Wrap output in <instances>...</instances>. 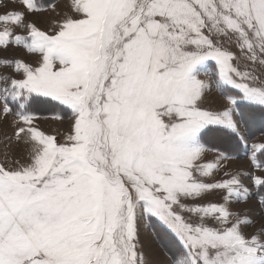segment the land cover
<instances>
[{"label":"snow or ice","instance_id":"snow-or-ice-1","mask_svg":"<svg viewBox=\"0 0 264 264\" xmlns=\"http://www.w3.org/2000/svg\"><path fill=\"white\" fill-rule=\"evenodd\" d=\"M18 3L0 14V51L25 53L0 60V115L25 157L0 164V264H152L149 227L172 264H264V0H70L47 29L28 17L55 5ZM213 86L235 90L222 108ZM41 107L70 113L62 141Z\"/></svg>","mask_w":264,"mask_h":264},{"label":"rangeland","instance_id":"rangeland-1","mask_svg":"<svg viewBox=\"0 0 264 264\" xmlns=\"http://www.w3.org/2000/svg\"><path fill=\"white\" fill-rule=\"evenodd\" d=\"M70 0H54L50 5H55V8L48 7L47 10L38 15L29 16L28 19L30 21H34L40 26L42 29H47L58 17L57 14H63L68 11V4ZM6 5V7H5ZM16 7V8H15ZM18 0H0V14L5 13L6 11L19 10ZM18 8V9H17ZM3 25H0V30H2ZM25 53L16 51L15 49L4 53L0 51V60L7 57H17L24 56ZM215 62H208V65L201 72L202 79L211 80L215 73V68H213ZM11 69H6L2 65H0V76L10 74ZM2 84V81H0ZM235 90H231L230 88H226L224 94L222 95L221 90L217 89L213 86L211 92L208 93L206 97V103L211 105L214 108H222V106L226 103L225 95L234 94ZM257 106V105H254ZM41 111L47 113H41L38 111L41 119L38 121L39 127L48 134L56 135L58 140H63V137L67 134L70 128V113L61 111L60 109L55 110V114H59L63 117L62 120H54L52 119L53 111L47 107H42ZM15 117L8 116L7 119L4 118L3 115H0V164H4L6 166H11L16 160H22L25 157V152L23 150V146H17L14 140H10L14 126L13 120ZM263 132H258L252 136V140H258ZM245 135H247L245 131ZM215 154L209 153L208 159L211 160ZM247 167V162L243 158V154H241V158L233 160L228 163V168L232 171L237 169L244 170ZM210 199H216L215 196L210 197ZM257 199H254L250 202L249 207L252 209L253 213H258L260 209L255 207ZM245 205L239 204L233 205L234 209L244 208ZM257 221L259 222L264 217L257 215ZM158 227H149L147 228L143 234L142 239L146 245V252L148 258L152 261V264H172V259L174 255H178L177 249L173 246L174 244L171 242L168 236H165L163 233L157 236L156 233L159 232ZM173 244V245H172ZM172 253V254H171Z\"/></svg>","mask_w":264,"mask_h":264},{"label":"trees","instance_id":"trees-1","mask_svg":"<svg viewBox=\"0 0 264 264\" xmlns=\"http://www.w3.org/2000/svg\"><path fill=\"white\" fill-rule=\"evenodd\" d=\"M39 2L41 3L42 6H48L51 3H53L54 0H39ZM41 108L38 109V111H40L41 113H47V112L41 111ZM250 118H251L250 131H251L252 136H254V134H256L258 132H263L264 131V109L260 108L259 106L251 105L250 106ZM245 131H246V133L248 135L249 129H245ZM169 238L171 240V237H169Z\"/></svg>","mask_w":264,"mask_h":264},{"label":"crops","instance_id":"crops-1","mask_svg":"<svg viewBox=\"0 0 264 264\" xmlns=\"http://www.w3.org/2000/svg\"><path fill=\"white\" fill-rule=\"evenodd\" d=\"M16 8V7H15ZM18 9V8H17Z\"/></svg>","mask_w":264,"mask_h":264}]
</instances>
